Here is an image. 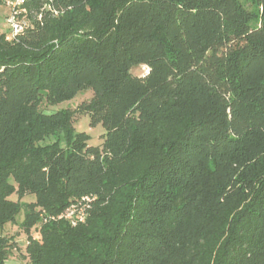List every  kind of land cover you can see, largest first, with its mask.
<instances>
[{
  "label": "trees",
  "instance_id": "16d2710c",
  "mask_svg": "<svg viewBox=\"0 0 264 264\" xmlns=\"http://www.w3.org/2000/svg\"><path fill=\"white\" fill-rule=\"evenodd\" d=\"M23 8L0 33V264L22 211L28 264H264V0ZM84 198L83 223L60 219Z\"/></svg>",
  "mask_w": 264,
  "mask_h": 264
},
{
  "label": "rangeland",
  "instance_id": "374dc122",
  "mask_svg": "<svg viewBox=\"0 0 264 264\" xmlns=\"http://www.w3.org/2000/svg\"><path fill=\"white\" fill-rule=\"evenodd\" d=\"M11 15V8L8 4L0 5V33L10 34V26L7 23V17ZM148 73V68L145 66L138 67L133 69V74L139 77H143ZM92 97L91 91H86L83 93H79L73 100L67 101L56 106H51L46 110V113H55L62 109H75L81 103L88 101ZM76 133L85 132L90 136L89 144L92 146H99L104 142L106 131L102 125H98L96 127H92L90 125V117L89 115H79L76 118L75 124ZM55 141H58L62 147L66 146V140L62 136L60 137V133L49 135L41 145L52 144ZM16 199V198H14ZM35 201L34 196L26 197L23 202L30 203ZM24 219V211H22L17 217V225H8L5 228L4 234L8 237H13L14 241L20 248V250H15L11 258L7 260L5 264H28V261L24 259L23 252L25 246V236L20 232L18 224L22 222Z\"/></svg>",
  "mask_w": 264,
  "mask_h": 264
},
{
  "label": "built area",
  "instance_id": "2783aa9c",
  "mask_svg": "<svg viewBox=\"0 0 264 264\" xmlns=\"http://www.w3.org/2000/svg\"><path fill=\"white\" fill-rule=\"evenodd\" d=\"M27 0H11L7 4L11 8V15L7 17V23L10 26L11 33L9 38L22 33L26 26L29 25V20L26 16V9L23 6ZM90 198H84L80 202L72 204L61 216L60 219L68 220L73 226L83 223L88 214Z\"/></svg>",
  "mask_w": 264,
  "mask_h": 264
}]
</instances>
